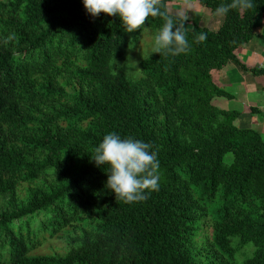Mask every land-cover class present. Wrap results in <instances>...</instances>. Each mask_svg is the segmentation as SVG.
<instances>
[{"label": "trees", "instance_id": "obj_1", "mask_svg": "<svg viewBox=\"0 0 264 264\" xmlns=\"http://www.w3.org/2000/svg\"><path fill=\"white\" fill-rule=\"evenodd\" d=\"M173 1L159 6L192 23L189 48L146 58L137 81L127 45L164 18L128 33L82 0L0 1V264H264V138L213 104L234 99L215 79L228 65L264 79L238 57L264 0L230 9L218 30L171 14ZM196 1L211 15L233 2ZM110 132L156 152L146 200L115 199L91 159ZM60 239L63 255L44 253Z\"/></svg>", "mask_w": 264, "mask_h": 264}, {"label": "clouds", "instance_id": "obj_2", "mask_svg": "<svg viewBox=\"0 0 264 264\" xmlns=\"http://www.w3.org/2000/svg\"><path fill=\"white\" fill-rule=\"evenodd\" d=\"M86 13L96 18L103 13L115 16L124 26L125 31L132 33L145 25L151 17L164 18L163 25L154 34L152 54L178 55L188 50L189 44L184 32V24H177L161 10L159 0H82ZM252 7V0H233L232 3L218 5L217 17L225 16L230 9ZM205 34L198 40L204 41ZM151 146L132 137L122 138L115 132L107 133L94 149L91 159L97 167L108 166L107 188L125 203L141 202L148 194L159 189V160Z\"/></svg>", "mask_w": 264, "mask_h": 264}, {"label": "rangeland", "instance_id": "obj_3", "mask_svg": "<svg viewBox=\"0 0 264 264\" xmlns=\"http://www.w3.org/2000/svg\"><path fill=\"white\" fill-rule=\"evenodd\" d=\"M2 2L8 3L9 0H0ZM196 0H174L172 2V5H170L171 12L170 13H178L182 15L184 18L194 20L195 16L196 18L202 20V24L204 26H207L210 30H218L220 25L223 22V17H217L214 14H209L207 9L204 8V10H200L198 7L199 4ZM202 7V6H201ZM169 9V7H168ZM210 12V11H209ZM209 17V18H208ZM264 27V15H259L256 23H255V31L256 35L255 38L251 43L248 45L243 46L238 51V57L239 59L246 64L249 67H258L261 68L260 65H257L261 61V57H263L264 54V48H263V41L261 38V32ZM193 28L192 23L185 24L184 29L191 30ZM157 31H153L152 29H146L143 31L137 39L131 40L129 44L127 45L126 49V55H125V61L124 66L126 69V73L129 79L133 81H137L142 77L141 73V63L148 57H150L152 54V43H153V37L154 34ZM232 69L233 66H230ZM227 71L221 72L219 74H216L215 79L217 82H222L223 84H233V81L236 82L238 85L239 79H237V75H240V70L238 69L237 65L235 68H233V71ZM228 75H230L228 77ZM260 87L264 86V79H260L257 82ZM224 84V85H225ZM248 89H253L254 87H249ZM233 90V89H232ZM262 92H264L262 89H260ZM227 91V90H226ZM230 94L238 95V97H235L233 99V103H231V100H228L226 98H217L215 103L213 101L214 106L217 108H220V103H227L228 106L232 107L233 109L235 107L240 108V111L242 110V106L240 103H243L244 98H242V91L239 90L240 93H238V90L235 91H228ZM263 93H261L262 95ZM232 104L234 106H232ZM243 111V110H242ZM244 124V121H243ZM236 125L240 128L242 127V124L237 121ZM233 157L232 155H228L226 158V162L230 163L232 161ZM67 241L65 239H60L57 241H50L44 249L46 250V254L48 255H63L65 253V249L67 247Z\"/></svg>", "mask_w": 264, "mask_h": 264}, {"label": "crops", "instance_id": "obj_4", "mask_svg": "<svg viewBox=\"0 0 264 264\" xmlns=\"http://www.w3.org/2000/svg\"><path fill=\"white\" fill-rule=\"evenodd\" d=\"M170 5H172V2L168 5L169 12H171ZM198 7L200 8V10H204V8L201 7L200 5H198ZM171 14H173V13H171ZM174 14L183 17L182 15H180L178 13L174 12ZM188 18L191 19L190 17H188ZM194 18H195L194 20L200 21L202 23V20L196 18V16ZM257 65H260L261 68H264V54H263V57H261V61L259 63H257ZM230 66H233L232 69H229V68H231ZM235 67H236L235 64L228 65L223 70V72L227 71V69H229L228 71H233V68H235ZM229 76L230 75H228V77ZM236 77H237V79H239L238 85L236 84L235 81H233V84H229V83L225 84L224 83L225 84L224 85L222 82H220V84L227 91H230V90L235 91L236 89L238 90V93H240L239 90L242 91V98H244L245 101H243V103H240V105L243 107L242 108L243 111L242 110L240 111V108L238 110L237 107H235L233 109L232 107L228 106L227 103H220L219 109L225 110V111H238V112H240L242 114L240 119L238 120L240 125L242 124V127H240V128L256 130L264 138V119L259 114L252 113V108H255V109H258L259 111H261L262 114H264V92H262L260 90L264 86L260 87L259 84L257 83L258 80H260V79H256V78L250 76L249 74L242 72L241 70H240V75H237ZM249 87H254V90L248 89ZM261 93H263V94L261 95ZM238 95H234V98L238 97ZM215 101H216V99L214 100V103H215ZM233 102L234 101L231 100V103H233ZM232 106H234V105L232 104ZM243 121H244V124H243Z\"/></svg>", "mask_w": 264, "mask_h": 264}]
</instances>
